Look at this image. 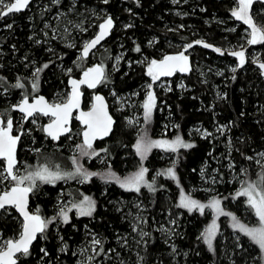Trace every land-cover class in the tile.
Wrapping results in <instances>:
<instances>
[{
	"label": "trees",
	"instance_id": "1",
	"mask_svg": "<svg viewBox=\"0 0 264 264\" xmlns=\"http://www.w3.org/2000/svg\"><path fill=\"white\" fill-rule=\"evenodd\" d=\"M238 8L239 0H49L47 5L34 0L25 11L6 16L0 13V116L5 122L13 117L15 123L17 99L34 93L51 99L69 88V76H78L91 64L92 56L85 59L81 55L82 43L94 36L103 20L95 19L101 9L108 10L116 25L97 60L108 64L121 57L117 71L105 67L107 74L100 89L109 101L112 91L119 95L139 91L149 80L141 63L144 58H160L182 45L193 64L183 75L185 87L174 83L169 91L159 93L151 118H143L145 137L155 138L168 129L167 136L177 135L192 145L178 151L175 177L165 174L168 160L155 149L141 157L135 150V130L122 126L111 105L117 119L115 128L108 139L96 145L104 148L116 173L134 170L139 163L147 167L149 178L159 171L152 187L131 191L117 184L104 185L99 177L79 186L75 181H59L32 188L31 206L47 226L30 251L19 257L18 264H77L81 257L78 250L91 234L99 243L89 264H263L258 245L225 221L214 246L209 247L204 238L209 213L189 211L179 204L180 189H200L205 184L203 177H215L216 183L211 184L214 193H221L234 214L255 217L245 198L233 193L239 186L235 173L241 172L246 180L259 174L264 178V78L255 64L264 61V41L249 43L252 26L233 15ZM249 15L256 27L264 30V0H253ZM93 19L94 25L84 32ZM201 40L220 52L197 43ZM229 48L247 55L235 69L238 58L227 51ZM67 68H71L70 74L65 72ZM35 69H40L36 76ZM89 93L85 105L90 103ZM140 97L143 99V94ZM24 126L29 127V120H24ZM219 126L224 130H217ZM197 127L209 134L195 132ZM67 136L55 142L39 128L27 142L30 148L22 153V146L27 145L23 134L19 160L24 156L31 163L39 162L46 153L69 157L64 148L54 147L64 144ZM218 158L221 163L216 162ZM3 172L5 163L0 161V185L8 176ZM80 190L96 198L93 214L72 213L67 222L60 223L49 218L61 198L74 200ZM195 195L206 197L200 190ZM137 202L144 208L135 206ZM140 213L146 219L142 238L132 226ZM171 222L172 232L165 233L162 226L170 227ZM22 224L15 208L4 210L0 214V241L17 238Z\"/></svg>",
	"mask_w": 264,
	"mask_h": 264
},
{
	"label": "rangeland",
	"instance_id": "2",
	"mask_svg": "<svg viewBox=\"0 0 264 264\" xmlns=\"http://www.w3.org/2000/svg\"><path fill=\"white\" fill-rule=\"evenodd\" d=\"M43 1H44V4L47 5L49 0H43ZM10 3L11 2H8L7 0H3V5H0V13H2V10L4 8H6V5H9ZM108 14H110L108 12V10L101 9L100 11L95 13V16H96L95 19H97V18L104 19L106 16H108ZM95 22L93 19V21L91 22L89 27L85 28L83 31L85 32L88 28H91ZM98 28L95 30V33L98 31ZM79 29H80V26L78 27V30ZM67 30L69 32H72L71 31L72 28H67ZM248 32H249V37H250L252 35V30L249 29ZM89 40H90V38L85 39L83 41L82 45L84 46ZM199 42L202 45H209L210 46L209 48H211V49H214V50L219 49L218 47H213L212 45L205 43L202 40ZM71 43H72V41L68 42L67 44H71ZM104 47H105V45H103L102 48H104ZM102 48H100L95 53H93L92 60L90 62L91 64L96 62V61L97 62L99 61V60H97L98 59V51H100ZM183 48H184V46H182V45H180L179 47H174L175 50L173 51V53L172 52H170V53L166 52V53L162 54V56L160 58H153V59L144 58L141 61V63L144 64L146 67V73L149 75V80L142 86V88L139 91L121 94V95L116 94L115 91H112L109 94V96L112 97V99L110 100V103L113 107L114 113L120 117L123 127L132 128L135 130V136L137 137V142L140 141L141 138H143V142L145 144H148L151 141H159V140L174 141L178 137L177 135H173V134L171 136H167V133H168L167 130L168 129L167 130L163 129V131L160 132V134H158L155 138L145 137L144 133H143V129L145 126V122H144L143 118L145 117L144 105L146 103H149V94L150 93L152 94V97H153L151 103L153 104V107H156V102L158 100V94L159 93L169 91L173 87L174 83L177 84V86L179 88L185 87V84L182 81L183 75L185 73H188L191 70L193 64H192L191 57H190L189 53L184 52ZM227 51L231 55H232V53H240V52L243 53V62H241V58L239 56L233 55V56H236L238 58V65L233 67L234 69L238 66H241L247 58V55L244 51L234 50L232 48L227 49ZM181 53H183V55L187 57L186 70H184V71L179 70V71L173 73L172 75H170L169 77H165V78L158 76L157 78L154 79L153 75L149 74L148 70H149V66L151 65L152 61H154V60L159 61V60L165 58L166 56H169L172 54H181ZM119 58H121V57L118 56L114 59H111L108 64H106V63L104 64L101 61H99V62H101L104 65V67H106L109 71L114 72L120 68V61L121 60ZM108 65H110V67ZM65 72L67 74H70L72 72L71 68H67ZM36 73H37V69L34 70L33 75L36 76ZM105 88H109V86L106 85ZM69 92H70L69 88H66L60 94H58L57 96L55 95L50 100L53 103L65 102L69 97ZM35 94L36 93L31 94V95H26V96L27 97H33ZM141 94H143V96H144L143 99L140 97ZM89 97L91 99L90 93H89ZM21 100H22V98L17 99V101L15 103L17 104ZM90 102H91V100H90ZM126 110H128L127 111L128 113H124V111H126ZM51 120H52L51 117H45L43 114L37 113L29 120V127L25 128V126H24V115H21V114L16 115L15 130L17 132L21 131V130L24 131L23 141H25L27 144V145L22 146V149H21L22 153L30 148V146H28L27 142H28V140H30L33 132L39 128L43 129L44 124L48 121H51ZM82 130H83V128L80 125V123H77L74 126L72 133L67 136L66 142L64 144L54 145V147H56L58 149L64 148L63 150H65V152L68 154L69 157H67L65 154L50 155V154L46 153L43 155L42 159L39 162L35 161V162L31 163L29 160H26L24 156H22V159L20 160V163L16 167V170H15L17 177L26 176L29 173H36L38 171H41L44 168H47L49 172H53V173L59 172L60 175L64 177L63 179H57L55 181V183L59 182V181H64V183L68 184V183L75 181V184L79 186L81 183L89 182L92 178L101 177L104 185L117 184L122 189L135 191L134 189H128V188L121 187L120 184L117 183V181L115 179L110 178L109 174L114 173L116 177H118L121 181H123L125 178L131 177L134 174L138 173L141 168L147 169V167L143 163H141V164L139 163L134 170H128L124 174H119V173L114 172L110 168V163L107 160V154H106L104 148L99 147L100 145L97 146L96 144L91 146V148H88L87 145L83 141ZM217 130L223 131L224 128L219 126V128ZM169 131H173L172 127H169ZM195 132L200 133L202 135H208L209 134V132L206 129L201 128V127H197L195 129ZM221 135H222V132H221L220 136ZM220 136H216V137L220 138ZM182 141L185 144H190V142L188 140H182ZM137 142H136V144H137ZM181 148H184V147L180 146V147H177L175 150H173L172 148H167V147H165V148L151 147L146 152L145 156H147L148 153H150L153 149H155V151H157V152H160L162 157L167 158V160H168L169 167H167V169L165 171V174L168 175L169 169H171L172 172L174 173L173 167L177 161V153H178V151L181 150ZM135 150H136V148H135ZM92 162H94V163H92ZM216 162L221 163V159L218 158L216 160ZM77 167H79L81 169L80 173H77V171H76ZM230 167H231V165L228 166V168H230ZM83 172L96 173L97 175H92L88 179H84V176L81 174ZM214 172L215 171H213V173ZM3 173H5V172H3ZM65 174H72V175L69 176V175H65ZM158 175H159V171H155L153 176L151 178H149L148 170H147V172L144 174L143 182L140 185L139 191H141L143 188L148 187L149 184L151 185V182ZM241 175H242L241 172L239 174L238 173L234 174V177H236V178L239 177V180H238L239 186L237 187V189L234 191L233 194L236 195V193L238 191H241L242 188L248 187L249 183H253L257 186L255 194L258 196L260 190L264 189V183H262V178H263L262 174H259L257 177H254V178L248 179V180L241 177ZM173 176L175 177V174ZM5 177H8V176L6 175ZM5 180L6 179L4 178L2 184L0 185V190L1 189L6 190L11 186L10 181H5ZM7 180H10L9 177L7 178ZM203 180H204L205 184H204V186L200 187V189H197V190L192 189L188 192L183 190V189H180L179 204L181 206H183L182 205V199L187 198V199H191V200L198 202L199 205L205 206L203 208V211H200L198 207L191 208V209L184 207V206L183 207L188 209L189 211H196V212H200V213H209V215L211 216V220H210V223L207 226L206 230L209 229L213 225V223H215V225H216V233L212 239L211 247L214 246V244H215V241H216V239L220 233V228H221V225L223 224V222L224 221H225V223L227 222V224H229L232 227L233 222H234L233 217H236V219L240 223L245 224L248 227H260L261 226V222L259 220V217L256 215L255 210L252 207L251 208H252V210L254 212V216H255L254 218H252L247 213H244L243 215H240V216L236 215V214H234L233 209L231 207L227 206L223 202V198L221 197L222 196L221 193H214L216 191V189L212 188L211 184L216 183L215 177H205V178L203 177ZM41 183H51V182H45V181L40 180L39 178H35V184L34 185H32L31 182L28 180H25L23 184H25L29 187L35 188L38 185H40ZM207 184H209V185H207ZM199 190L203 192V197L206 196L205 198L197 197L195 195V192L199 191ZM85 197L90 198V200L94 202V208L91 212V214H93L97 209L96 198L93 195L88 194L87 192L80 190L76 193V196H74V200L72 198H68V199L61 198L57 204L54 215H51L49 218L50 219H52L54 217L57 218L59 220L58 223H60L61 221H64L63 216L61 214V210H63V212H65V213H67V217H68L67 220H69L71 218L72 213L80 215L79 213H80L81 207H83L84 209L88 208V201L85 200ZM243 197L245 198V200L247 202L248 197L247 196H243ZM214 200L220 201L219 211H217L216 208L209 206L210 203ZM135 206H139L140 210L142 208H144V207L140 206L139 202H137ZM145 220L146 219H143V214L140 213V214H137L135 216V222H134V224H132L134 232L136 234H138L139 236H141V238L144 236L143 224H144ZM173 226H174V222H171L170 227L169 226L168 227L162 226V228H163V230H165V233L169 234L172 232ZM233 229L237 233H241V234L246 235L245 233L241 232L239 229H235V228H233ZM206 230H205V234H206ZM90 236L91 237L88 240V242L86 244L82 245L78 250L79 255L81 257L78 259L77 264H89V262L93 258V254L95 252L96 245L98 244V243H95V241H98V239H97L95 234H91ZM133 240H134V238H133ZM7 242L8 241H6L4 239H2L0 241V248H1L0 250H3L7 247ZM256 245H258V244H256ZM258 247H259V245H258ZM260 251L262 254V261L264 264V250H261V248H260ZM93 264H100V263L95 262Z\"/></svg>",
	"mask_w": 264,
	"mask_h": 264
},
{
	"label": "snow or ice",
	"instance_id": "3",
	"mask_svg": "<svg viewBox=\"0 0 264 264\" xmlns=\"http://www.w3.org/2000/svg\"><path fill=\"white\" fill-rule=\"evenodd\" d=\"M107 2V0H105ZM29 3V0H15L14 3L6 5L8 12L20 11L22 8L26 7ZM253 3V0H239V8L237 11L233 12V15L238 19L243 20L245 23L252 26V39L249 43H257L259 41H264V30L258 29L256 25L253 23L251 16L249 15V9ZM0 5H3V0H0ZM112 26V20L109 18L105 21L104 24L100 25V34L91 41L84 49V55H87L89 48L94 47L103 37L106 35L107 30ZM197 43H200L197 41ZM206 47H210L209 45H205ZM191 47V45H189ZM139 51V48H137ZM216 51H220V49H216ZM232 55L239 56L241 58V62H243V53H232ZM180 62L170 63V62ZM187 57L181 53L178 56H166L162 61H152L149 66V74L153 75V78H157L159 75H171L172 71L176 67H180L181 71L186 70ZM47 67V65H45ZM264 68V65H261ZM40 69H37L39 72ZM90 73H96L97 75L92 78V80L87 79ZM102 74V69L97 67L94 69H89L84 75L86 77L85 80L82 81H71L73 85V93L72 98L64 105H55L49 106L44 101L43 97H40L34 104H29L27 98L24 99L19 108L22 112H25L28 116H32L35 111L43 112L47 115L49 112L56 119L48 125V133L53 136V138L58 139L59 133L62 131H68L64 125L67 124L68 116L73 107H78V96L79 93L77 91L78 85L81 83H88L90 87H95V83L98 82L99 76ZM18 87H23L22 85H17ZM98 101L102 100L101 97H96ZM153 97L152 94H149V103L144 105L145 107V119L149 120L151 118V112L153 104L151 103ZM91 117L92 119L86 118ZM81 119H83L84 123L88 125L89 131L84 132L85 144L88 148L92 146V139L95 138L96 134L102 133L107 135L110 130L111 118L107 116L106 112H103V105L101 104L100 109L95 113H82ZM2 123V122H0ZM12 128L11 120L7 121L6 128L0 127V157H5L7 159V173L8 177H11L12 180L17 181L15 187L11 189L10 192H5L2 196H0V208H4L6 204L15 205L19 210L23 213L25 224L23 228V232L20 236V239L13 242H7V250L0 252V264H16V261L13 259V256L16 252H23L26 254L28 252V245L31 243L33 239H35V235L37 232H43L44 228L47 224L41 220L38 215H29V213L25 210L27 204V194L32 191V187H21L25 180L31 182L32 185L35 184V178H39L45 182L55 183L57 179H63L64 177L60 175L59 172H49L47 168L42 169L36 173H29L26 176L17 177L13 174V167L16 163L15 161V146L19 139V137H13L10 135V131ZM191 147L190 144H185L180 137H177L174 141H151L148 144L143 142V138L136 144V150L143 158L146 152L151 147H161V148H172L175 150L177 147ZM251 159V158H249ZM77 173L81 172V169L77 167ZM147 172L146 168H141L140 171L134 174L131 177L125 178L121 181L118 177L115 176L114 173H110V178L115 179L117 183L120 184L121 187L134 189L135 191L140 190V185L143 182L144 174ZM84 176V179H88L92 175H97L96 173H81ZM2 175V174H0ZM71 176L72 174H65ZM168 175L173 176L174 173L171 169L168 170ZM8 177H4L7 179ZM262 183H264V178H262ZM149 188L152 186L149 184ZM256 185L253 183H249L248 187L242 188L241 191L236 193L237 196H247L248 204L255 210L256 215L259 217L261 222L260 227H248L245 224L240 223L236 217H233V225L232 227L235 229H239L241 232L245 233L249 236L256 244L259 245L261 250H264V189H261L259 195L256 193ZM85 200L88 201V208L84 209L80 208V215H91V212L94 208V202L90 200V198L85 197ZM219 200H214L210 203V207H214L219 211ZM182 205L189 209L198 207L200 211H203L204 205H199L198 202L183 198ZM61 214L65 222H67V213L61 210ZM230 215V214H229ZM55 219V217L53 218ZM216 233V225H213L206 230V234L204 236L206 242L209 247L212 245V239ZM146 235V233H144ZM95 243H99V241H95Z\"/></svg>",
	"mask_w": 264,
	"mask_h": 264
},
{
	"label": "water",
	"instance_id": "4",
	"mask_svg": "<svg viewBox=\"0 0 264 264\" xmlns=\"http://www.w3.org/2000/svg\"><path fill=\"white\" fill-rule=\"evenodd\" d=\"M14 2H15V0L13 2H11V3H14ZM33 2H34V0H29L28 5L26 7H24V8H22L20 11L8 12V9L6 7L2 11V15L3 16H6V15H9V14H12V13H19V12L25 11V10H27L30 7V5ZM109 18L112 20V26L107 30L106 35H104V37L97 44H95L94 47L89 48L87 55H84V49H85V47L100 34V31H101L100 25L104 24L105 21L108 20ZM115 25H116V21H115V19H114V17L112 15H108L107 17H105L100 22L98 31L83 46L82 52H81L82 57L85 58V59H87L90 56H92L93 53H95L98 49H100L105 44V42L107 41V39L111 36L112 31H113ZM178 55H180V54H172V55H169V56H178ZM162 60H164V58L161 59V60H159V61H162ZM159 61H157V62H159ZM170 63H177V64H179L180 62L173 61V62H170ZM255 64H256V66H258L260 68L261 74H262V76L264 78V68L261 67V65H264V61L263 60H257V61H255ZM97 67H99V68L102 69V74H100L98 82L95 83V87H90L88 83H81V84L78 85L77 91L79 93V96H78L79 106L78 107H73L71 109V112H70V114L68 116L67 124L64 125V127L67 128L68 131H62V132H60L58 139H55V138H53V136L49 135L48 130H47L48 129V125H50L56 119V117L53 116L51 114V112H49L47 115H45L43 112L35 111L32 116H28L25 112H22L20 110L19 105L22 104V102L24 101L25 98H27L29 104H34L40 97H43L44 98V101L49 106L64 105V104H66L69 101V99L72 98L73 85H72L71 81H73V80H76V81L85 80L86 77H85L84 74L86 72H88L89 69H94V68H97ZM179 70H180V67L178 66V67H176L172 71V74L175 73V72H177V71H179ZM106 74H107V69L104 67V65L101 62H97L96 61V62L88 65L87 68L84 69L78 76H76V75L69 76V78H68V86H69L70 92H69V97H68V99L65 102H62V103L55 102V103H53V102H51V100L45 94L39 93L37 95H34L33 97H24L19 103L15 104L13 106V110L16 111L17 113L21 114V115H24V120L25 121L30 120L37 113L43 114L45 117H51L52 120L51 121H48V122H46L44 124L43 131H44V133L50 139H52L55 142H58L61 139V137H64V136L68 135L71 132V130H72V124H73V119L75 118L76 120L79 121V123L81 124V126L83 128V130H82V138H83V141L85 143L84 132L89 131V127H88L87 124L84 123L83 119H81V114L82 113H95V112H97L100 109V106L102 104L103 105V112H106L107 116L111 118L110 130L108 131L107 135H104V134L98 132L96 134L95 138L92 139V146H93L98 141H102V140L108 139L110 137V135L112 134V132H113V130L115 128L116 122H117V119H116V117H115V115H114V113H113V111L111 109V104H110V101H109L108 96L103 91H101V89H100L101 88V85H102V83H103V81L105 79ZM96 75H97L96 73H90L89 74V77L87 79L92 80V78L94 76H96ZM159 76L162 77V78H165V77H169L170 75H159ZM87 90L88 91H92L91 102L89 103V105H85V96H86ZM96 97H101L102 100L98 101L96 99ZM86 118L92 119L91 117H86ZM8 120H11V122H12V128H11V131H10V135L13 136V137H19V139H18V141L16 143V146H15V161H16V163H15V165L13 167V174L16 175V171L15 170H16V167L20 163V160H19V150H20V144H21V141H22V137H23L24 131L21 130V131H18L17 132L15 130V124H14V118L13 117L9 118ZM7 121L5 122L4 121V118L2 116H0V122H2V123H0V127L6 128ZM0 161H4V163H5V172L7 173V159L5 157H0ZM9 178L11 179V177H9ZM16 184L17 183H14L8 189L2 191L0 193V196H2L5 192H10L11 189L16 186ZM21 187H29V186H27L25 184H22ZM32 195H33V189H32V191H30L27 194V204H26L25 210L29 213V215H38L41 218V220L44 221L43 220V217L41 216V214H39L31 206V197H32ZM12 207L15 208V210L18 212V214L21 217L22 222H23V224H22V230H21V233H20L19 237L18 238H13V239H10L9 240V241L15 242V241H17V240L20 239V236H21V234L23 232V228H24V224H25V219H24L23 213L15 205L6 204L4 206V208H0V214L4 210H6L8 208H12ZM44 230H45V228H44ZM43 232H37L36 233L35 239H33L31 241V243L28 245V251H30V249L32 248V246L34 245V243L38 240L39 236H41L43 234ZM6 250H7V247L5 249L1 250L0 252L6 251ZM22 254H24V253L23 252H16L14 254L13 259L16 261V264H18L19 257Z\"/></svg>",
	"mask_w": 264,
	"mask_h": 264
},
{
	"label": "flooded vegetation",
	"instance_id": "5",
	"mask_svg": "<svg viewBox=\"0 0 264 264\" xmlns=\"http://www.w3.org/2000/svg\"><path fill=\"white\" fill-rule=\"evenodd\" d=\"M88 91V90H87ZM90 92V94L92 95V91H89ZM77 123H79V121L78 120H76L75 118L73 119V124H72V130H71V132L69 133V134H71L72 133V131H73V129H74V126L77 124ZM15 124V123H14ZM81 125V124H80ZM68 134V135H69ZM97 143V142H96ZM19 237V236H18ZM17 237V238H18Z\"/></svg>",
	"mask_w": 264,
	"mask_h": 264
}]
</instances>
